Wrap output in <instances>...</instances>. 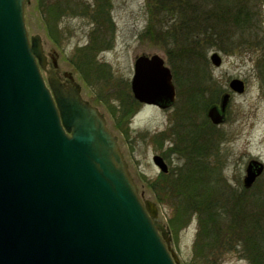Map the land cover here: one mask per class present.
Here are the masks:
<instances>
[{"label":"water","instance_id":"obj_1","mask_svg":"<svg viewBox=\"0 0 264 264\" xmlns=\"http://www.w3.org/2000/svg\"><path fill=\"white\" fill-rule=\"evenodd\" d=\"M29 0H0V264H179L154 204L143 202L98 109L80 86L47 83L42 40L29 39ZM221 67L218 53L210 57ZM237 94L245 84L233 79ZM131 90L141 104L166 109L176 101L173 75L158 55L139 56ZM230 94L207 113L224 123ZM154 164L163 173L160 156ZM264 173L252 160L250 189Z\"/></svg>","mask_w":264,"mask_h":264},{"label":"rangeland","instance_id":"obj_2","mask_svg":"<svg viewBox=\"0 0 264 264\" xmlns=\"http://www.w3.org/2000/svg\"><path fill=\"white\" fill-rule=\"evenodd\" d=\"M77 1L88 8L96 5L95 0ZM111 1L109 12L112 22H103L100 28L88 16L66 15L60 25L62 40L58 45L48 35L43 15L39 10V0H29L24 9L28 36L29 39L39 36L42 40L46 56V66L42 70L45 80L53 73L61 82L60 78L63 80L66 75L71 86L78 84L82 98L97 108L105 118L108 130L117 138L119 149L139 194L144 201L156 206L158 218L167 231L168 240L171 241L172 251L179 264H198L195 260V243L199 233L197 218H193L180 232L172 231L170 219L174 217V210L171 204L174 198H178L168 190L175 188L176 192H180L182 189L178 187V181L163 183L161 178L163 175L174 178L179 170L185 169L187 159H184L182 150L187 153L194 151L195 156V153L199 154L204 148V143H210L209 140L219 136V139H222L220 144L217 143L219 151L216 158L211 155L206 160L211 168L217 167V182L221 186L226 184L231 190L243 194L249 200L264 203V173L252 188L245 189L243 186L248 163L256 160L264 165V0H255L259 13L256 27L234 30L236 43L233 46L209 49L206 54L207 62L200 72L198 70L195 75L191 71L190 76H187L176 69L177 73H181V86L175 82L177 98L172 107L162 109L139 103L130 109L136 111L129 118L114 115L113 109L116 110L119 105L114 100H127L130 96L134 99L131 81L134 77V64L139 56L158 55L164 59L173 76L175 73L165 51L142 37L149 24L145 0ZM59 2L61 0H52V4ZM92 10L90 13L95 14L93 8ZM94 37L106 41V45L96 53V60L108 67L106 70H109L113 80V83H109L105 88L107 94L95 85L90 86V83L83 79L81 73H78L76 59L73 57L77 50H80L81 55L86 48L91 47ZM214 52H218L222 58L221 67H215L211 63L210 56ZM232 79L245 82L243 94L230 90L229 83ZM88 81L91 82L90 79ZM110 94L112 100H109ZM192 94V98L194 95L199 96L193 109L188 103ZM225 94H230L225 121L220 126H213L207 112L211 106L219 107ZM178 123L180 131L183 124H193L196 134L193 137H185V142L178 141L173 131ZM178 144L183 149L176 147ZM175 148L182 150L177 151ZM156 155L164 158L169 167V174H162L154 165L153 158ZM195 176L193 174V180ZM158 180L163 183L167 196L162 195L160 198L149 186V182ZM259 220L262 221V217ZM234 244L235 242L232 243ZM238 244L240 246L221 253L222 255L216 253L215 255L219 256L217 264H250L243 251L242 242L239 241Z\"/></svg>","mask_w":264,"mask_h":264},{"label":"trees","instance_id":"obj_3","mask_svg":"<svg viewBox=\"0 0 264 264\" xmlns=\"http://www.w3.org/2000/svg\"><path fill=\"white\" fill-rule=\"evenodd\" d=\"M145 2L149 24L142 37L165 51L178 86H181L179 74L190 76L192 71L196 75L198 70L200 72L204 68L209 49L233 46L236 43L234 30L256 27V19L259 17L258 3L255 0H145ZM95 4V7L90 6L95 11V14L94 12L91 14L92 8L88 6L85 8L84 4L77 0H61L57 4H52V0H39V10L43 15L49 37L56 44L61 43L60 25L66 15L88 16L99 28L103 22L108 20L112 22L109 12L112 1L95 0ZM104 45H106L104 39L94 37L91 47L86 48L81 55L80 50H77L73 57L76 59L78 73H81L83 79L90 83V86L95 85L107 94L105 88L109 83H113V80L109 70H106L108 67L96 60V53L101 51ZM176 69L181 70V73H177ZM104 82L106 83L103 84ZM109 96V100H112V94ZM194 96L192 98V94L188 99L192 109L196 107L199 99V96ZM128 98L114 100L115 103H119L118 110L112 108L115 116L129 118L135 114L136 110L130 109L139 103L131 96ZM179 127L178 123L173 131L180 142H185L187 141L185 137H193L196 134L193 124L192 126L190 123L183 124L181 131ZM219 138L218 136L217 139L209 140L210 143H204V148L199 154L195 153L197 154L195 156L194 151L187 153L179 144L176 146L182 149L175 150H182L184 159H187L185 169L179 170L177 178H169L166 175L161 178L164 180L163 183L178 181V187L182 189L180 192H176L175 188L168 190L178 198L177 200L174 198L171 204L174 210V217L170 219L171 229L178 233L186 228L193 218H197L199 233L195 243V260L198 264H217L219 256L215 254L222 255L240 246L239 241L243 244V251L250 264H264L262 222L264 203L249 200L243 194L231 190L226 184L221 186L217 182L218 169L211 168L206 160L211 155L216 158L219 151L217 147L222 139ZM193 174L196 175L194 180ZM196 179L198 181H195ZM163 183L159 180L148 183L160 198L162 195L167 196ZM260 217L262 221L259 220Z\"/></svg>","mask_w":264,"mask_h":264},{"label":"flooded vegetation","instance_id":"obj_4","mask_svg":"<svg viewBox=\"0 0 264 264\" xmlns=\"http://www.w3.org/2000/svg\"><path fill=\"white\" fill-rule=\"evenodd\" d=\"M65 78L61 80L62 84H64L65 87H70L71 86V82L68 80V78L66 77V75L64 76ZM244 82V81H243ZM245 83V82H244ZM89 103V102H88ZM164 159V158H163ZM167 244L169 245V247H171V241H168Z\"/></svg>","mask_w":264,"mask_h":264}]
</instances>
